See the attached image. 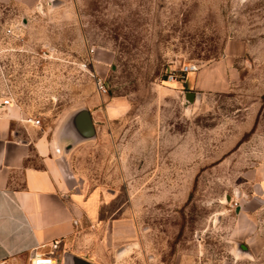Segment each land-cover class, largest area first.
I'll use <instances>...</instances> for the list:
<instances>
[{
  "label": "rangeland",
  "instance_id": "obj_1",
  "mask_svg": "<svg viewBox=\"0 0 264 264\" xmlns=\"http://www.w3.org/2000/svg\"><path fill=\"white\" fill-rule=\"evenodd\" d=\"M23 7L0 5L8 93L28 94L43 127L90 110L96 138L76 145L71 165L85 193L112 191L107 221H129L117 263L264 264V0ZM224 59L232 87L189 99L193 74ZM173 71L185 89L172 90ZM115 99L126 110L111 119Z\"/></svg>",
  "mask_w": 264,
  "mask_h": 264
},
{
  "label": "crops",
  "instance_id": "obj_2",
  "mask_svg": "<svg viewBox=\"0 0 264 264\" xmlns=\"http://www.w3.org/2000/svg\"><path fill=\"white\" fill-rule=\"evenodd\" d=\"M29 1L0 0V5L23 7ZM217 65L193 74L187 90L232 87L237 73L228 71L225 59ZM175 81L172 90L186 88L185 81ZM0 94V264H33L41 253H52L55 264H118L123 223L129 221H107L102 215L111 190L83 191L71 165L76 148L56 151L69 144L61 134L62 121L43 127L35 123L39 118L28 117V94L22 100L9 95L2 66ZM125 110L126 104L115 99L106 113L117 119Z\"/></svg>",
  "mask_w": 264,
  "mask_h": 264
},
{
  "label": "water",
  "instance_id": "obj_3",
  "mask_svg": "<svg viewBox=\"0 0 264 264\" xmlns=\"http://www.w3.org/2000/svg\"><path fill=\"white\" fill-rule=\"evenodd\" d=\"M195 92L188 91L186 96L192 99ZM61 134L67 138V149L57 148V152L69 153L80 143L96 138V129L90 110L83 106L72 110L61 122Z\"/></svg>",
  "mask_w": 264,
  "mask_h": 264
},
{
  "label": "built area",
  "instance_id": "obj_4",
  "mask_svg": "<svg viewBox=\"0 0 264 264\" xmlns=\"http://www.w3.org/2000/svg\"><path fill=\"white\" fill-rule=\"evenodd\" d=\"M196 68L192 64H184L180 68L181 73H189L194 71ZM167 79L170 81L177 80L176 71L168 73ZM9 100H5L4 103H8ZM40 120H35L36 124H40ZM33 264H55V260L53 258L52 253H41V254H35L33 258Z\"/></svg>",
  "mask_w": 264,
  "mask_h": 264
}]
</instances>
